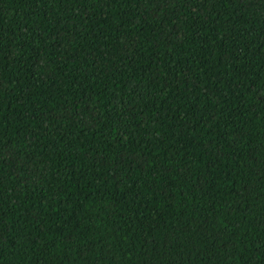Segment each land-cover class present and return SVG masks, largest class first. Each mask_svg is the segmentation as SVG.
<instances>
[{"label":"trees","instance_id":"16d2710c","mask_svg":"<svg viewBox=\"0 0 264 264\" xmlns=\"http://www.w3.org/2000/svg\"><path fill=\"white\" fill-rule=\"evenodd\" d=\"M0 264H264V0H0Z\"/></svg>","mask_w":264,"mask_h":264}]
</instances>
